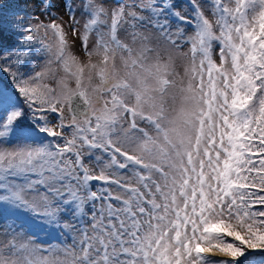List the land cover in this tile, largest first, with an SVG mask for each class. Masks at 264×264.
<instances>
[{"label": "snow or ice", "instance_id": "snow-or-ice-1", "mask_svg": "<svg viewBox=\"0 0 264 264\" xmlns=\"http://www.w3.org/2000/svg\"><path fill=\"white\" fill-rule=\"evenodd\" d=\"M53 7L0 38V264H264V0Z\"/></svg>", "mask_w": 264, "mask_h": 264}, {"label": "rangeland", "instance_id": "rangeland-1", "mask_svg": "<svg viewBox=\"0 0 264 264\" xmlns=\"http://www.w3.org/2000/svg\"><path fill=\"white\" fill-rule=\"evenodd\" d=\"M16 3L18 4V15H17V20L23 17L25 20L28 19L29 16L33 17V22H35V18L39 19H45L44 16L41 15L42 12V5L43 3L50 2L54 5V7L51 9V11L55 12L58 16L62 17L64 21L68 20V16L65 14V9L63 7V4L65 0H15ZM12 1L11 0H0V6H6L7 4H10ZM85 0H72L73 7L76 9V17L77 19L80 20V25L82 27L83 23L86 20V17L81 16V10L83 8ZM187 3V0H175V4L177 9L181 12L183 15H188V13L191 11V9H185L183 6ZM20 7H23L21 9ZM206 15L209 16L211 19L210 13L208 11L205 12ZM60 22V21H58ZM67 30V29H66ZM189 33H191V28L186 29ZM40 36H43L44 33L41 31L39 33ZM68 40L70 44H73L74 50L79 54L81 49H80V41L76 39L75 37L72 36L71 32H69L68 35ZM183 51L187 52L188 51V46L185 45L183 48ZM94 60L96 59L95 57L93 58ZM214 59L219 60L218 56L215 55V49H214ZM36 67V71H40L43 68V63L40 61H34ZM181 61L177 60V64L181 65ZM53 69L56 72L55 77L53 78L51 74H49V78H46L44 80V83L49 84L52 87L56 86V80L63 75V73L59 70L55 69V65L52 66ZM178 71L183 73V67H179ZM74 87V84L72 85ZM67 109H65V116L67 117Z\"/></svg>", "mask_w": 264, "mask_h": 264}, {"label": "trees", "instance_id": "trees-1", "mask_svg": "<svg viewBox=\"0 0 264 264\" xmlns=\"http://www.w3.org/2000/svg\"><path fill=\"white\" fill-rule=\"evenodd\" d=\"M11 1L12 2L6 6H0V38H2V47L5 50L11 47L18 35L15 28V21H17L18 15V4L15 0ZM20 8L23 9V7ZM23 59L24 57L22 55L21 60L23 61ZM0 63H3V61H0ZM14 87L11 77L6 73L0 72V89L12 90Z\"/></svg>", "mask_w": 264, "mask_h": 264}]
</instances>
